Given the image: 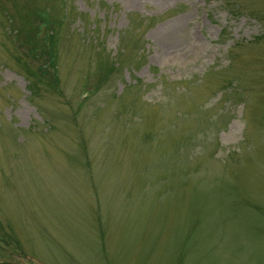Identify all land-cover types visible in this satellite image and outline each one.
I'll use <instances>...</instances> for the list:
<instances>
[{"label":"rangeland","instance_id":"rangeland-1","mask_svg":"<svg viewBox=\"0 0 264 264\" xmlns=\"http://www.w3.org/2000/svg\"><path fill=\"white\" fill-rule=\"evenodd\" d=\"M0 264H264V0H0Z\"/></svg>","mask_w":264,"mask_h":264},{"label":"trees","instance_id":"trees-1","mask_svg":"<svg viewBox=\"0 0 264 264\" xmlns=\"http://www.w3.org/2000/svg\"><path fill=\"white\" fill-rule=\"evenodd\" d=\"M32 13V12H31ZM46 18V24L43 26V31L39 28L36 29V26L32 28H26V25H22L19 31V34L27 32L26 34H30V39H25V41L31 42L32 44H28V51L30 52V56L37 57L41 59L43 62L38 64V68H42L44 72L55 71V46L57 41V34L53 33V30L50 28H47V24L51 23L49 18H47V15L44 17ZM42 18V20H44ZM31 19V18H30ZM27 23H33L32 19L31 21L25 22ZM42 32V33H41ZM44 32V34H43ZM34 42V43H33ZM33 68V67H32ZM34 69V68H33ZM37 71V68L35 69ZM50 74V73H49Z\"/></svg>","mask_w":264,"mask_h":264}]
</instances>
